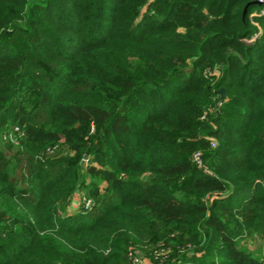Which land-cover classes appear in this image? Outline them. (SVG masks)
<instances>
[{"label": "trees", "instance_id": "obj_1", "mask_svg": "<svg viewBox=\"0 0 264 264\" xmlns=\"http://www.w3.org/2000/svg\"><path fill=\"white\" fill-rule=\"evenodd\" d=\"M263 7L0 0V264H264Z\"/></svg>", "mask_w": 264, "mask_h": 264}, {"label": "built area", "instance_id": "obj_2", "mask_svg": "<svg viewBox=\"0 0 264 264\" xmlns=\"http://www.w3.org/2000/svg\"><path fill=\"white\" fill-rule=\"evenodd\" d=\"M258 1L262 2L263 0H258ZM262 10H264V7ZM250 39H252V37ZM17 133L22 134L23 131L20 129V127L18 125H15L13 128H11L7 131H4L3 137L9 138L11 140H16ZM211 145H213V142H211ZM192 157L197 164H200V159H199L197 152H193ZM80 201L83 202L84 207H88L91 204L90 199L83 196V195L81 196ZM129 255H130V263L129 264H144V259L141 257V255L137 251H130ZM154 264H159V263H154Z\"/></svg>", "mask_w": 264, "mask_h": 264}, {"label": "rangeland", "instance_id": "obj_3", "mask_svg": "<svg viewBox=\"0 0 264 264\" xmlns=\"http://www.w3.org/2000/svg\"><path fill=\"white\" fill-rule=\"evenodd\" d=\"M0 143H3V139H0ZM85 158V157H84ZM81 193L79 191H75L72 195H71V198H70V202H69V206L70 208L73 206H75L81 199ZM76 197V201L73 200L74 198ZM75 202V203H74ZM256 242L255 243H251L250 246L251 247H254L256 246ZM146 261V262H145ZM144 264H151V261L148 257H145L144 258Z\"/></svg>", "mask_w": 264, "mask_h": 264}, {"label": "water", "instance_id": "obj_4", "mask_svg": "<svg viewBox=\"0 0 264 264\" xmlns=\"http://www.w3.org/2000/svg\"><path fill=\"white\" fill-rule=\"evenodd\" d=\"M256 2H258L257 0H255ZM244 9H245V6L243 7V11H244ZM215 92H217L218 94H219V98L220 97H222V95H223V92H224V89H223V87H219V88H217L216 90H215ZM86 155L84 154L83 155V157H85Z\"/></svg>", "mask_w": 264, "mask_h": 264}, {"label": "crops", "instance_id": "obj_5", "mask_svg": "<svg viewBox=\"0 0 264 264\" xmlns=\"http://www.w3.org/2000/svg\"><path fill=\"white\" fill-rule=\"evenodd\" d=\"M73 200H75V201H76V197H75ZM74 203H75V202H74ZM74 207H75V206H73V205H72V207H71V208H74ZM69 208H70V206H69ZM145 262H146V261H145Z\"/></svg>", "mask_w": 264, "mask_h": 264}]
</instances>
